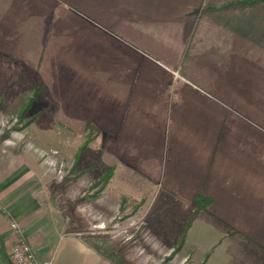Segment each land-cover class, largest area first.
Wrapping results in <instances>:
<instances>
[{"label": "crops", "instance_id": "crops-1", "mask_svg": "<svg viewBox=\"0 0 264 264\" xmlns=\"http://www.w3.org/2000/svg\"><path fill=\"white\" fill-rule=\"evenodd\" d=\"M77 1L81 10L63 0H0V64L40 62L36 78L57 107L40 110L58 111L69 128L89 121L98 139H121L115 153L148 177L154 239L173 249L201 197L207 207L179 255L195 264H264V36L251 27L263 28V3L242 1L243 30L222 15V27L242 39L209 41L188 39L194 29L201 35L203 0H162L161 8L153 0ZM154 20L172 25L169 44L144 43L147 50L124 39L134 24ZM9 77L0 68V80ZM36 174L25 152L0 148V250L7 253L15 220L52 264H113L44 209ZM0 264L12 263L0 254Z\"/></svg>", "mask_w": 264, "mask_h": 264}, {"label": "rangeland", "instance_id": "rangeland-1", "mask_svg": "<svg viewBox=\"0 0 264 264\" xmlns=\"http://www.w3.org/2000/svg\"><path fill=\"white\" fill-rule=\"evenodd\" d=\"M142 1L140 6H147V1ZM242 1L228 0L222 5L221 0H203L204 14L196 21L202 27L201 35L198 37V30L194 29L188 39H242L243 34L225 29L221 23L222 15H227L229 25L233 20L235 28L244 29ZM63 2L82 9L81 1L80 4L77 0ZM258 2L263 3L264 9V0ZM153 3L161 8L162 0H153ZM246 6L248 9L257 8L254 2ZM211 7L222 9L217 14L206 12ZM93 18L99 22L104 20L97 16ZM261 19L264 20V14ZM155 22L158 21L147 26L139 21L133 25V34H123L124 39L147 50L149 47L144 43L166 45L175 33L169 27L172 25ZM251 27L255 29L252 34L264 36V23L257 32L258 27ZM83 50L74 51L80 60L84 56ZM154 55L160 58L164 53ZM40 64H0L10 76L0 80V148L26 153L27 163L37 170V198L44 209L50 210L58 219H65L67 231L82 232L91 245L113 264L121 259L130 264H195L192 256L179 255L181 248L174 251L179 242L169 249L162 241L154 239L148 230V177L143 170L128 165L121 152L115 153V141L121 139H98L100 131L94 124L96 130L90 128L88 123L91 122L88 121L84 128H69L58 111L40 110L49 106L57 108L50 101L51 97L44 95L46 87L36 78L35 71L39 70ZM24 88V96L8 95ZM35 89L39 94L22 113ZM90 134L93 138L80 154L81 145Z\"/></svg>", "mask_w": 264, "mask_h": 264}, {"label": "built area", "instance_id": "built-area-1", "mask_svg": "<svg viewBox=\"0 0 264 264\" xmlns=\"http://www.w3.org/2000/svg\"><path fill=\"white\" fill-rule=\"evenodd\" d=\"M13 239L7 248V255L12 264H52L50 259H42L27 239L22 226L15 220L10 221Z\"/></svg>", "mask_w": 264, "mask_h": 264}, {"label": "trees", "instance_id": "trees-1", "mask_svg": "<svg viewBox=\"0 0 264 264\" xmlns=\"http://www.w3.org/2000/svg\"><path fill=\"white\" fill-rule=\"evenodd\" d=\"M45 50V44L43 45V48H42V51H41V56L43 55V52ZM39 94L38 90L35 89L34 90V93L31 97L28 98L27 102L25 103V105L23 106L22 108V113H25V111L30 107L32 101L34 100V98ZM88 126L92 129H95L94 128V125L92 123H88ZM96 130V129H95ZM93 138V135H89L88 138L84 141V143L81 145V148H80V154L83 153V151L85 150V148L87 147L89 141ZM207 203H208V200H203L201 197H198V206L196 208V210L193 212V214L191 215L189 221L187 222V224L185 225V228L182 232V235H181V238H180V241H179V244L177 246V248H175L174 251L178 250L181 248V246L183 245L184 241H185V238H186V235H187V232L189 230V228L192 226V223L194 221V218H195V215L196 213L201 210V209H204L207 207ZM0 254H2V256L5 258V259H9L8 256H7V253L5 252L4 248L2 247L1 250H0ZM115 264H130V263H127L126 261L124 260H119L117 261Z\"/></svg>", "mask_w": 264, "mask_h": 264}]
</instances>
